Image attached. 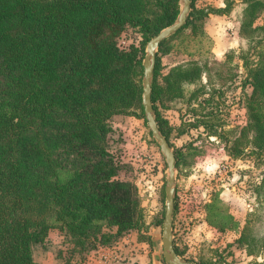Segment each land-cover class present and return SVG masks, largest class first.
Listing matches in <instances>:
<instances>
[{"label": "trees", "instance_id": "trees-1", "mask_svg": "<svg viewBox=\"0 0 264 264\" xmlns=\"http://www.w3.org/2000/svg\"><path fill=\"white\" fill-rule=\"evenodd\" d=\"M191 1L185 27L159 48L153 79L154 113L171 147L175 128L165 112L177 102L211 105L216 98L215 43L205 25L210 15L233 8L231 0H223L222 8H199L200 0ZM243 3L239 35L249 48L239 59L252 90L244 101L247 121L210 125L218 114L223 117L220 107L195 123L223 142L235 160L248 146L264 158V24H258L264 0ZM181 8V0H0V264H39L34 246L52 230L70 238L80 255L131 232L142 236L139 190L120 177L125 163L111 150V120L119 115L146 120V44L177 21ZM129 28L141 41L123 46L119 40ZM178 51L190 59L165 67L163 57ZM183 148L175 151L177 170L201 147ZM255 192L264 202V173ZM209 201L207 224L220 233L239 231L230 211L221 213ZM250 228L248 214L235 245L259 257L264 240Z\"/></svg>", "mask_w": 264, "mask_h": 264}, {"label": "rangeland", "instance_id": "rangeland-1", "mask_svg": "<svg viewBox=\"0 0 264 264\" xmlns=\"http://www.w3.org/2000/svg\"><path fill=\"white\" fill-rule=\"evenodd\" d=\"M231 1V12L216 15L210 25L219 58H216V62L212 59L214 70L211 81L218 89L216 98L211 105H198L195 102L189 106L177 102L165 112L175 128L170 136L174 151L187 148L192 143L201 147L199 154L188 156L187 166L177 170L176 180L174 242L182 253L181 258L193 264L264 263V251L259 257H250L235 245L248 214L251 219L250 232L264 240V202L258 199L255 192L264 173V158H259L253 153L252 146H248L242 157L231 159L226 154L223 142L209 138L203 126H195L198 119H204L210 111L220 107L223 117L218 114L215 119L209 120L210 125H244L247 121L244 101L252 90L244 83L246 70L239 59L241 52L249 48L248 41L239 35V24L246 5L243 0ZM197 6L221 8L225 3L223 0H200ZM258 24H264V13ZM140 41V34L131 28L119 40L123 46L139 44ZM227 56L231 57L228 62ZM189 59L178 51L163 57L162 62L169 67ZM216 71L221 73L220 77L216 76ZM203 81L207 82V77L204 76ZM111 125V150L125 163L120 177L138 187L144 226L142 236L138 232H131L112 246L118 256L108 264H165L163 225L157 222L165 215L168 179L165 157L142 117L119 115L111 120ZM216 197L218 200L215 201ZM208 201H215V210L221 213L230 211L240 223L239 231L220 233L208 225L204 206ZM69 241L70 238L68 240L59 230H52L43 244L34 246L35 260L41 264H96L99 247L80 255L73 252L74 247Z\"/></svg>", "mask_w": 264, "mask_h": 264}, {"label": "water", "instance_id": "water-1", "mask_svg": "<svg viewBox=\"0 0 264 264\" xmlns=\"http://www.w3.org/2000/svg\"><path fill=\"white\" fill-rule=\"evenodd\" d=\"M182 8L177 18V21L163 29L160 33L154 36L146 47V56L143 62L144 78H143V93L142 104L147 125L150 129L152 137L158 144L168 167V179L165 187L166 203L165 215L163 221V257L165 264H193L181 258L176 252L174 242V212L176 206V180H177V158L174 149L171 147L167 138L162 135L159 128L156 116L154 113L153 104V79L156 69L157 54L163 42L176 35L185 27L188 17L191 12L192 1L181 0Z\"/></svg>", "mask_w": 264, "mask_h": 264}, {"label": "crops", "instance_id": "crops-1", "mask_svg": "<svg viewBox=\"0 0 264 264\" xmlns=\"http://www.w3.org/2000/svg\"><path fill=\"white\" fill-rule=\"evenodd\" d=\"M222 8V7H221ZM215 17L216 15H210L209 18L207 19V22H206V25H205V30L208 32V34L211 35V33H213V29H211V26L213 21H215ZM212 37V35H211ZM213 38V37H212ZM214 40V39H213ZM213 52L215 54V57L219 60L218 58V55H217V52H216V41H215V45H214V48H213ZM175 65V64H173ZM125 238V237H124ZM123 239V238H122ZM120 239V240H122ZM118 242L114 243V244H117ZM101 246L98 248V252L97 254L99 255L96 259V264H108V263H111L113 262V260L115 258H117L118 254L116 253L115 255V251L112 249V246ZM136 259V258H135ZM116 260V259H115ZM39 264H41L40 261H37Z\"/></svg>", "mask_w": 264, "mask_h": 264}]
</instances>
